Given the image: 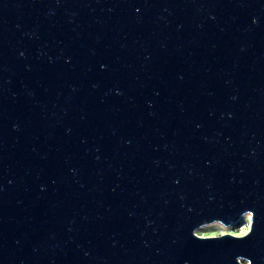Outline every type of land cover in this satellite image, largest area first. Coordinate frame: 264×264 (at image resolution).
<instances>
[{"label": "water", "instance_id": "1", "mask_svg": "<svg viewBox=\"0 0 264 264\" xmlns=\"http://www.w3.org/2000/svg\"><path fill=\"white\" fill-rule=\"evenodd\" d=\"M0 264H264V0H0Z\"/></svg>", "mask_w": 264, "mask_h": 264}, {"label": "rangeland", "instance_id": "2", "mask_svg": "<svg viewBox=\"0 0 264 264\" xmlns=\"http://www.w3.org/2000/svg\"><path fill=\"white\" fill-rule=\"evenodd\" d=\"M249 216L250 215L244 216L243 218L240 219L238 223H235L231 226H226L221 222H215L212 224L204 225L196 231V234L201 237L221 236L224 234L234 235V233H239L245 227H248V231H249L251 225V222L249 223ZM235 236H239V235H235Z\"/></svg>", "mask_w": 264, "mask_h": 264}, {"label": "snow or ice", "instance_id": "3", "mask_svg": "<svg viewBox=\"0 0 264 264\" xmlns=\"http://www.w3.org/2000/svg\"><path fill=\"white\" fill-rule=\"evenodd\" d=\"M251 222V216H249V223ZM247 231H248V227H245L244 229H242L241 231H240V233L241 234H243V235H245L246 233H247Z\"/></svg>", "mask_w": 264, "mask_h": 264}, {"label": "clouds", "instance_id": "4", "mask_svg": "<svg viewBox=\"0 0 264 264\" xmlns=\"http://www.w3.org/2000/svg\"><path fill=\"white\" fill-rule=\"evenodd\" d=\"M234 235H239V236H243V234L239 233H234Z\"/></svg>", "mask_w": 264, "mask_h": 264}, {"label": "bare ground", "instance_id": "5", "mask_svg": "<svg viewBox=\"0 0 264 264\" xmlns=\"http://www.w3.org/2000/svg\"><path fill=\"white\" fill-rule=\"evenodd\" d=\"M211 226H214V225H211Z\"/></svg>", "mask_w": 264, "mask_h": 264}]
</instances>
